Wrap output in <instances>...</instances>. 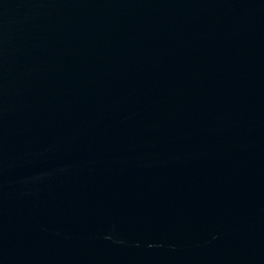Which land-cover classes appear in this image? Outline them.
I'll return each instance as SVG.
<instances>
[{"label":"water","instance_id":"1","mask_svg":"<svg viewBox=\"0 0 264 264\" xmlns=\"http://www.w3.org/2000/svg\"><path fill=\"white\" fill-rule=\"evenodd\" d=\"M0 264H264V0H0Z\"/></svg>","mask_w":264,"mask_h":264}]
</instances>
